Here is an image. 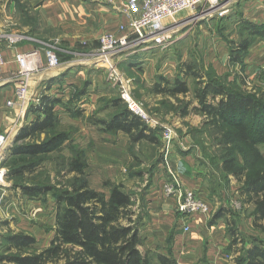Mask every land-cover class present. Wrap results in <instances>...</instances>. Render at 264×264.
<instances>
[{"label":"rangeland","instance_id":"rangeland-1","mask_svg":"<svg viewBox=\"0 0 264 264\" xmlns=\"http://www.w3.org/2000/svg\"><path fill=\"white\" fill-rule=\"evenodd\" d=\"M124 1L0 0V34L3 36L0 55L4 58L5 51L25 46L42 56L50 50L59 60V71L52 69L55 72L47 78V81L57 79L56 84L46 91L47 81L41 82L31 99L28 91V101L31 104L34 97L39 100L43 92L57 98L56 131L69 136V143L61 152L41 157L40 168L22 178L8 175L13 161L18 158H10L7 150L28 121L27 110L25 122L11 142H7L0 163L5 169V179L0 185V264H14L9 258L19 254L7 242L9 236L32 237L35 244L31 252H40L49 246L55 227L56 193L68 187L74 175L67 172L73 152L84 157V173L91 189L108 193L105 185L113 184L132 195L134 210L141 217V234L146 230L144 240L160 237L153 252L164 251L167 254L164 256L173 259L181 256L182 264H237L252 243L264 248V220L255 216L256 197L243 194L249 178L224 170L227 144L208 124L209 119L199 112L194 95L209 81L235 92L264 95V0H220L219 3L225 5L207 18L198 14L199 10L192 15L180 13L176 21L168 25L169 29L189 19L195 20L176 34H169L167 43L149 45L148 49L137 46L132 53L127 52L128 55L121 51L104 56L98 38L124 24L127 18L120 10ZM99 10L110 14L111 23L95 15L94 11ZM14 34L26 39L10 46L6 37ZM244 41L250 43L247 51L237 52V46ZM238 56L239 61L234 62ZM184 65L190 66L198 78L186 75ZM13 71L12 68L10 73L2 75V80L11 79L12 83L0 87L4 88L0 91V109L10 108L5 101L6 93L11 96L10 86L14 97L18 68ZM182 77L188 86L185 95H163L154 91L164 86V81L172 86ZM125 92L130 102L142 111L141 119L154 133L155 144L147 141L135 144L125 133L106 132L104 125L99 124L118 111L113 102L121 101V106L131 111L122 98ZM37 103L33 101L34 106ZM16 122L14 119L13 127L9 125L12 130L0 129V135L6 136L7 141L15 131ZM165 133L169 134L168 140L164 138ZM44 139L45 135H40L36 141ZM258 151L264 161V143ZM236 157L243 167L238 152ZM242 171L250 179L264 176V165L254 164ZM22 187H45V192L31 197L22 193ZM169 187L175 192L168 193ZM186 191L207 205L206 214L189 215L178 211L179 197ZM164 199H172L174 208L166 218L171 220V228L161 230L167 237L166 247L160 245L162 232L155 235L148 230L156 224L165 225L162 213L152 206ZM157 207L160 209L159 205ZM194 222L203 228L200 232L193 230V235L197 234L199 240L202 238V243L190 250L183 249L192 241L188 234ZM181 227L183 234L179 231ZM186 227L188 231L184 230ZM176 238L180 239L182 247L175 250ZM29 252L30 249L26 250Z\"/></svg>","mask_w":264,"mask_h":264},{"label":"trees","instance_id":"trees-1","mask_svg":"<svg viewBox=\"0 0 264 264\" xmlns=\"http://www.w3.org/2000/svg\"><path fill=\"white\" fill-rule=\"evenodd\" d=\"M250 43L244 41L237 52L247 51ZM239 61V56L234 62ZM186 75L195 79L198 74L188 65H184ZM50 79L46 91L56 84ZM185 78L177 80L172 86L164 81V86L155 88L157 94L171 96L185 95L188 86ZM45 83V82H44ZM198 100V109L209 119L210 125L220 133L227 144L225 154L228 158L224 170L235 176L244 175L248 182L243 194L254 196L255 216L264 220V176L250 179L244 173L245 168L254 164L264 165L258 147L264 143V95L235 92L223 85L209 81L202 90L194 93ZM220 100H216L219 98ZM211 99V101H208ZM121 102V101H120ZM119 101L113 102L118 111L108 120L100 121L106 132H123L131 142L147 141L155 144L154 133L145 122ZM59 100L45 92L39 95L37 105L31 104L27 112L34 119L27 121L19 129L14 142L7 153L16 157L9 171L10 176L22 178L35 173L42 164L41 157L61 152L69 143V136L56 131L58 115L55 111ZM45 135L38 142L36 138ZM239 153L243 167L237 161ZM68 173H73L69 186L57 191L56 211L54 214V233L49 246L40 252H31L35 244L32 237L17 234L6 240L18 255L9 258L14 264H177L173 258L161 255L145 248L136 214L135 201L131 194L124 192L119 185H105L108 193L89 187L85 177L86 163L82 154L71 153ZM4 165V163H3ZM2 165V166H3ZM45 187H22V193L35 196L44 193ZM228 226L231 223H227ZM30 249L29 253L26 250ZM22 252H24L22 254ZM237 264H264V248L252 243Z\"/></svg>","mask_w":264,"mask_h":264},{"label":"built area","instance_id":"built-area-1","mask_svg":"<svg viewBox=\"0 0 264 264\" xmlns=\"http://www.w3.org/2000/svg\"><path fill=\"white\" fill-rule=\"evenodd\" d=\"M220 0H125L120 5L122 14L127 18L126 24H121L115 32H106L98 38L100 52L105 55L119 53L123 51L132 52L139 46L141 48L149 45L159 46L167 43L170 38L169 27L176 21V16L180 13L198 14L202 17H209L225 3H219ZM217 14V13H216ZM215 14V15H216ZM222 12L219 13L221 15ZM6 37V36H4ZM0 38L3 36L0 34ZM10 46H15L26 39L22 35H11L6 37ZM18 72L16 73L17 87L14 93L13 101H8L7 106H13L14 101L21 105L29 103L28 91L29 81L33 74L44 68L56 69L60 62L52 51H45L43 56L37 50H32L16 57ZM5 60L0 55V79ZM115 72L114 69H110ZM128 104L131 111L141 118L142 111L130 102L127 92L122 96ZM37 103L39 100H34ZM136 112V113H135ZM165 139H169V134H164ZM7 137L0 135V163L3 160V154L7 146ZM4 167L0 166V185L5 179ZM168 193H174L175 189L169 187ZM178 211L184 214H195L208 212L207 205L197 199L192 192L186 191L179 197ZM188 231L186 227L184 229Z\"/></svg>","mask_w":264,"mask_h":264},{"label":"crops","instance_id":"crops-1","mask_svg":"<svg viewBox=\"0 0 264 264\" xmlns=\"http://www.w3.org/2000/svg\"><path fill=\"white\" fill-rule=\"evenodd\" d=\"M98 4L96 3V5H98ZM91 7H93V5ZM98 7H102V5H98ZM94 12H95V15L97 17H101V18L105 19L108 23H111V21H112L110 19L111 16L106 11H100L99 10V11H94ZM85 16H88V14L85 13ZM105 20H103V21H105ZM126 22H127V19L124 22V24H126ZM111 28H113V27H111ZM180 29H182V27L175 26V28L172 29V34H176ZM116 30H117V27H116V29L114 31H110V32H115ZM148 48L149 47H146L145 49H148ZM29 51H31V50H28L27 48H25V46L18 47L17 49H15V51H11V50L10 51H5V53H4L5 65H4V68L2 70V74H1L0 87L2 85L6 84V83H8V84L12 83L11 79H8V80H5V81L2 80V75L4 73H7V72L10 73L9 70H12V68L16 72L18 66H16V68L13 67L14 65H13V61L12 60H13L14 56L16 58L18 55L24 54V53L29 52ZM128 53H132V52H128ZM128 53L126 52L125 54L128 55ZM14 63H16V62H14ZM9 67H10V69H9ZM5 69H7V70L5 71ZM57 70L59 71V68L56 69V71ZM14 71H13V73H14ZM53 72H55V71H51L50 69L44 68L41 71H39V72H37V73H35V74L32 75L31 80L29 81V99H31L32 94L36 92L37 86L41 82L43 83L44 81H47V78H49L48 76H50L51 74H53ZM2 89H4V88H1L0 91ZM10 90H11V96H9V93H6L5 94L6 95L5 101H7V102L13 99V91H14V89L12 88V86H10ZM34 99H35V97H34ZM34 99H33V101H34ZM33 101H32L31 104H33ZM27 104L28 105H31L30 103H27ZM27 104L21 105L20 103L14 101L13 106H11L10 108H7L8 110H5L4 108L0 109V129L5 128V127H7V128L13 127L14 119H17V122L15 124V131H13L11 133L10 140L8 141V143L11 142L12 138L15 135V132H17V130L25 122L24 121V115H25V112H26V110L28 108ZM31 115L32 114H29L28 121H31L34 118L33 116L31 118ZM12 129L13 128H11V130ZM164 200L165 201H163L162 203H159V204L153 203L152 206L156 207V211H159V213L161 212L162 213L161 216H164V220H166V218L171 215V212L173 213L174 208H173V200L172 199H167V200L164 199ZM158 205H159V208L160 209H158V207H157ZM156 211L154 213H156ZM172 220H173V218H172ZM194 223H195L194 225H191L190 226V233L188 234V236L190 235V238H191L192 241L193 240H198V241H194V242H192V241L190 242L189 241L190 243L187 244L186 248H183V249L190 250V248L192 246L199 247L200 244L202 243V242H200L202 240V238L199 240L197 234L193 235V230L196 229L197 232H200V230H202L203 228L202 227H198L197 222H194ZM164 224L165 225H162V226L156 224L154 227H151L148 230L153 231L155 233V235H161V232L163 233V231H161V230H163V229L168 230V229L171 228V220H170V222L168 220H166V222ZM180 230L183 231L182 227L179 229V231ZM182 231H180V232L182 233ZM145 233H146V230L143 232V234H145ZM163 234H164V237L163 238L161 237L162 240H161L160 245L166 247L167 246V241H166L167 240L166 239L167 237H166V234L165 233H163ZM195 237H197V239H195ZM159 240H160V237L159 236H158V239H155L154 237L151 239L150 237H148L147 239L144 240L145 248L146 249H149L151 251H154L155 250L154 248L157 245L156 243ZM168 244H169V241H168ZM180 247H182V245L180 243V239L176 238L175 250L177 248H180ZM160 252H162V251L160 250ZM159 254L167 255V254H164V251L162 253H159ZM174 254L176 255L175 252H174ZM181 259H183V257L180 256L179 259H174V260L176 261L177 264H182L183 262H182Z\"/></svg>","mask_w":264,"mask_h":264},{"label":"bare ground","instance_id":"bare-ground-1","mask_svg":"<svg viewBox=\"0 0 264 264\" xmlns=\"http://www.w3.org/2000/svg\"><path fill=\"white\" fill-rule=\"evenodd\" d=\"M194 20L195 19H189V20H187V21H184L183 23H180V24H178V25H175V26H181V27H184V26H186L187 24H191L192 22H194ZM175 26H173L172 28H171V30L168 32L169 34H172V29L173 28H175Z\"/></svg>","mask_w":264,"mask_h":264}]
</instances>
